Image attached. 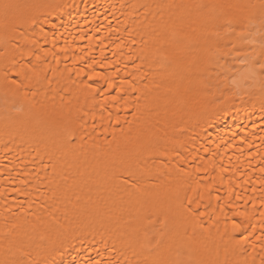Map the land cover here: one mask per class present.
Returning a JSON list of instances; mask_svg holds the SVG:
<instances>
[{
  "label": "bare ground",
  "instance_id": "bare-ground-1",
  "mask_svg": "<svg viewBox=\"0 0 264 264\" xmlns=\"http://www.w3.org/2000/svg\"><path fill=\"white\" fill-rule=\"evenodd\" d=\"M3 2L18 6L9 11L12 16L30 13L27 5L37 0ZM48 2L60 7L55 11L46 10L50 15H40V20L45 21L43 30L47 33V43L37 31L39 46L52 49L55 39L57 52L66 47L70 56L74 52L97 61L107 57L109 67L100 68L97 64L96 71L110 74L118 67L116 82L123 78L137 89L133 95L140 97L139 110L132 107L127 112L122 111V116L130 122L121 121L123 130L116 127L113 132L109 128L106 134L100 130L90 140L85 138L65 145L62 127L77 121L92 104L90 97L68 79L69 72L64 71L66 65L73 68V61L62 60L59 64L55 73L59 85L53 83L50 89L46 83L39 89L17 88L18 68H12L7 78L3 68L5 65L12 67L21 60L20 52H27L24 45L34 34L22 26L14 30L11 25L0 27V260L11 261L23 250L30 252L35 262L54 258L64 264L69 261L84 264L90 258H100L97 252H105L101 241L108 239L111 233L134 239L136 230L147 224V217L163 219L170 208L175 207L177 183L182 178L190 179L185 177L186 173L201 177L206 184L208 174L195 172L196 164L211 159L204 148L216 149L221 145L217 165L222 159L226 167L238 164L241 171L250 172L247 167L249 151L255 157L251 160L253 166L260 155L256 147L248 149L247 143L251 140L254 145H260L264 114L258 101L247 107H242L238 101L235 109L227 113L220 110L219 93L213 85L218 70L215 63L217 45L225 38L220 24L210 19L206 9L197 6L206 0ZM220 2L247 5L259 0ZM225 13L226 18H240L237 32L251 16L249 9L241 7L226 8ZM253 19L258 22L259 18ZM0 20H5L3 9H0ZM217 31L221 32L220 37L216 36ZM229 39L239 43L235 36ZM23 59L27 66L31 57L25 55ZM48 60L50 63L43 65L45 71L56 67L51 57ZM112 61L119 63L113 65ZM47 74L53 76L51 71ZM72 79L79 78L72 73ZM86 119L91 125L90 117ZM99 121L97 114L96 122ZM107 123L105 120L104 124ZM138 134L149 137L158 154H145L157 178L144 182L136 191L122 185L118 179L119 170L113 169L110 159L118 151L117 145L123 136L136 137ZM37 145L39 149L34 151ZM174 146L179 155L171 152ZM241 148L244 156L239 155ZM46 153L57 158L63 156L62 171L52 180L41 200L36 201L35 196L27 199L17 196L12 189L20 186L25 173L35 171L40 156L47 160ZM260 153L264 154V147L260 148ZM193 156L197 157L196 161ZM200 156L204 161L199 160ZM49 176L51 178V173ZM229 177L234 186L242 185L245 179L239 172L233 175L230 171L224 174L221 186L217 176L215 187L221 194L228 188ZM247 187V195H252L251 184ZM192 188H196L194 183ZM235 191L245 195L243 187H235ZM255 195L257 203L252 223L257 231L250 237V243L242 246L244 250L224 235L223 223L217 224L205 216L203 227L189 224L175 237L174 246H180L179 258L184 264H261L264 251L261 241L255 237L260 235L259 213L264 209L259 205V193ZM21 201H24L23 207ZM247 208L252 211L251 202ZM87 222H94L95 226L91 229L79 227ZM253 243L255 249L251 246Z\"/></svg>",
  "mask_w": 264,
  "mask_h": 264
},
{
  "label": "snow or ice",
  "instance_id": "snow-or-ice-1",
  "mask_svg": "<svg viewBox=\"0 0 264 264\" xmlns=\"http://www.w3.org/2000/svg\"><path fill=\"white\" fill-rule=\"evenodd\" d=\"M197 6L206 9L210 19L220 24L225 38L219 41L217 45L215 63L218 70L213 85L219 93L220 110L227 113L230 109H235L238 101L242 107L254 106L258 101L261 113L264 114V0L247 5H226L220 0H206ZM17 7V5L4 3L3 0H0V9H3L6 20V22L0 20V27L7 28L11 25L14 30L15 27L22 26L25 31L31 29L34 38L24 45L28 50L27 52H20L21 60L19 62L13 63L12 67L4 66L3 71L6 78L12 68H18L16 72V77L19 79L17 88L32 86L39 89L43 88L46 83L50 89L53 83L57 85L60 83L59 80L55 79V73L58 71L61 61L71 59L73 68L69 69L66 65L64 71L69 72L68 79L81 92L90 97L92 104L90 110L79 116L77 121L62 127L61 137L65 145L81 142L85 138L90 140L97 136L100 130H103L105 134L109 128L113 129V132H115L116 127L123 130L121 121L123 120L124 124L130 122L122 116V111L127 112L132 107L139 110L140 97L133 95L137 89L126 79L121 78L119 83L116 82L120 69L116 67L115 71L110 74L97 72L94 67L97 64L100 68L109 67L107 57L97 61L94 57L88 59L85 55L78 56L74 52L70 56L69 49L66 47L57 52L55 39L52 41V49L39 46V37L35 36L37 31L40 36L44 37L45 44L47 43V33L43 30L45 21L40 20L39 17L41 14L50 15L51 12L46 10L55 11L60 7L59 4L48 2V0H37V2L27 5L31 9L30 13L9 16V11ZM234 7L246 8L251 11L247 23L240 28L239 32L236 31V26L240 23V18L235 16L226 18L225 9ZM253 17H258V22ZM216 36L220 37L221 32L217 31ZM230 36H235L239 43L229 39ZM81 51L83 52V50ZM101 52L103 54V50ZM25 55L31 57L27 60V66L23 59ZM49 57H51V62L56 65L55 68L50 67L47 70L53 73L52 77L48 76L43 67L44 64L50 63ZM13 60H15L14 56ZM84 61L87 62L83 63V66L76 67L77 64ZM110 63L115 65L119 61ZM72 73L79 79H72ZM12 83L16 84V80H13ZM33 94L35 95V93ZM97 114L100 117L99 123L96 122ZM86 117H90L93 121L91 125H89V120ZM105 120L108 121L107 124H104ZM253 135L255 134L253 133ZM259 139L260 145H254L251 140L247 143L248 149L256 147L257 155H260L259 161L253 166L251 160L255 157L249 151L247 167L250 172L241 171L238 164L231 166V159H229L231 167H226L222 159L217 165L216 158L219 155L221 145L218 144L216 149L204 148L205 153H210L211 159H208L206 163L196 164L195 172L208 174L206 184L201 177L195 176L193 173H186L185 177L190 179L182 178L177 183L175 207L170 208L169 213L163 219L147 217V224L141 225L136 230L134 239L126 238L123 234L111 233L108 239L101 241L105 252H97L100 258H90L84 264H184L179 258L180 246H174L175 237L181 229L186 230L189 224L203 227L205 216L214 219L217 224L223 223L224 235L229 241L234 242L241 247V250H244L242 246L248 245L250 237L257 231L256 225L252 223L253 214L256 210L255 194L257 192L259 193V205L261 209H264V154L260 153V148L264 147V135H261ZM113 141H115V136H113ZM113 141H109V143ZM241 142L243 143V138ZM117 147L118 151L112 154L110 164L113 169L119 170L118 179L121 180L124 187L139 191L138 186L150 179L157 178L156 172L149 166L145 157L146 153L158 154L149 137L139 134L136 137L125 135ZM38 149L39 145L34 151H38ZM171 152L179 155L176 146L171 149ZM46 155L47 160L44 159V156H40V163L36 165L35 171L25 173V179L20 181V186L12 189L17 196L26 199L35 196V200L39 201L44 192L49 190L52 180L62 171L63 156L57 158L52 154L46 153ZM239 155L244 156V149H239ZM192 159L196 161L197 157L193 156ZM199 160L204 161V157L200 156ZM217 168H219V172H217ZM230 171L233 172V175L239 172L240 176L245 177V179L242 185L234 186V181L229 177L228 188L221 194L220 189L215 187L217 176H219V183L222 186L224 174ZM49 173H51V178ZM211 173H216V175ZM253 175H255L254 179ZM193 183L196 188H192ZM249 184H251L252 195H247ZM257 184L260 186L259 188L256 187ZM235 187H243L245 195L236 192ZM201 189L203 190L201 191ZM190 192L192 195H189ZM239 201H243V203H238ZM28 202L33 203L32 200H28ZM249 202H251V212L247 208ZM23 203L24 201L20 202L21 207H23ZM259 214L261 218L260 235L256 236L255 239L261 241V250L264 251V210H261ZM94 226V222L79 225L84 229H91ZM251 246L253 249L256 247L254 243ZM57 254L63 255V253ZM0 264H64V262L62 260L58 262L54 258L51 261L45 259L35 262L31 259L30 252L21 250L17 258L11 261L0 260ZM68 264H75V261H69ZM261 264H264V257L261 259Z\"/></svg>",
  "mask_w": 264,
  "mask_h": 264
}]
</instances>
